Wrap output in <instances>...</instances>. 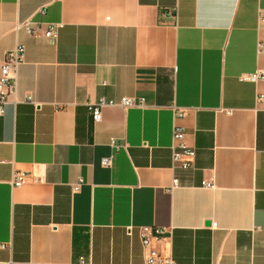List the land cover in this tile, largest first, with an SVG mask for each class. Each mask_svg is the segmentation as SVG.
Instances as JSON below:
<instances>
[{"label": "crops", "instance_id": "obj_1", "mask_svg": "<svg viewBox=\"0 0 264 264\" xmlns=\"http://www.w3.org/2000/svg\"><path fill=\"white\" fill-rule=\"evenodd\" d=\"M261 14L264 0H0V69L25 47L0 116V264H144L151 249L264 264V79H242L264 69ZM28 18L57 36L16 28ZM125 96L147 105L93 119ZM175 124L188 169L173 168Z\"/></svg>", "mask_w": 264, "mask_h": 264}, {"label": "built area", "instance_id": "obj_2", "mask_svg": "<svg viewBox=\"0 0 264 264\" xmlns=\"http://www.w3.org/2000/svg\"><path fill=\"white\" fill-rule=\"evenodd\" d=\"M41 13H45V10H41ZM261 17H264L261 14ZM46 25L45 34L47 37L55 38L58 33V28L60 24L56 23H44L41 21H37L33 18H28L26 20H22L17 23V29H23L28 34L32 36H37L39 31L41 30L42 26ZM258 52L264 53V46L262 42H258ZM24 55H25V47L21 44L17 45L13 50L8 52L5 55L3 60L1 69H0V116H2L5 112V105L10 101L11 97L15 96L18 91V71L20 66L24 62ZM244 80H250L254 82H258L264 79V69L258 70L252 74H244L242 76ZM258 101L264 100L263 94H258L257 96ZM121 104L124 108L130 107H144L146 106V100L143 97H123L120 101L115 100H107L102 98L99 102H96L90 105V110L93 116V119L96 122L102 120V112L103 108L109 105L114 104ZM183 115L181 110H175V119L179 118ZM186 132L182 126L179 124H175L173 128V168H182L188 169L191 166L193 157L195 156L194 148L189 146L186 143ZM112 159L105 158L103 160V165L111 166ZM27 175L23 172H15L12 179L13 187H20L24 183ZM174 185H178V179H174ZM207 186H213V184H207ZM213 227H216V224H213ZM147 231L148 229H144ZM143 231L141 233L142 241L145 248L150 246V236L147 232ZM131 232V229H130ZM165 230L163 228H155L153 230V234L157 238H162L164 235ZM152 234V231H151ZM2 248H8V243L1 244ZM83 263V260H81ZM10 264H28L25 262H16L11 261ZM144 264H176L175 261L171 257H162L155 249H151L148 255L145 257Z\"/></svg>", "mask_w": 264, "mask_h": 264}]
</instances>
